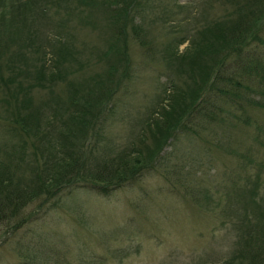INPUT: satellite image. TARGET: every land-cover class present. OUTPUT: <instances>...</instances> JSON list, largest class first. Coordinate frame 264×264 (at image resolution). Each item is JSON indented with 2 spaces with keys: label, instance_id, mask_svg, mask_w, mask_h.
<instances>
[{
  "label": "rangeland",
  "instance_id": "rangeland-1",
  "mask_svg": "<svg viewBox=\"0 0 264 264\" xmlns=\"http://www.w3.org/2000/svg\"><path fill=\"white\" fill-rule=\"evenodd\" d=\"M62 1H48L36 30L40 39L46 31L67 36L82 56L64 66L65 77L52 90L34 88L32 104L57 97L64 108L66 95L85 90L93 79L105 82L111 69L117 72L115 84L129 72L119 83L111 111H98L108 117L103 139L86 144L82 152L90 146L95 160L122 152L172 85L185 89L187 79L176 70L171 49L176 50L173 54L187 52L204 26L232 13L219 0H144L135 11L143 22L139 38H134L130 25L125 32L129 64L115 62L108 69V57H97L110 33L106 15L81 7L77 0H69L70 7L64 8ZM261 23L264 30V19ZM17 27L11 26L15 31ZM35 59L36 55L29 63ZM217 102L224 110L219 121L201 123L196 134L178 133L150 163L155 168L129 179L124 187L105 195L64 191L57 206L39 213L37 220L16 231L0 226V264H221L229 256H239L235 252L243 243L240 230L247 225L242 213L252 220L251 207L258 206L255 214L264 215V108L246 105L245 99L222 97ZM241 106L246 107L241 111ZM4 111L0 104V144L5 145L0 148L16 141L4 130L9 117ZM245 115L251 124L242 122ZM30 163L22 162L29 179L34 177H29ZM81 167L94 169L83 163ZM251 192L253 204L247 197ZM36 210L37 204L25 214Z\"/></svg>",
  "mask_w": 264,
  "mask_h": 264
},
{
  "label": "trees",
  "instance_id": "trees-1",
  "mask_svg": "<svg viewBox=\"0 0 264 264\" xmlns=\"http://www.w3.org/2000/svg\"><path fill=\"white\" fill-rule=\"evenodd\" d=\"M48 1L0 0V30H9L0 31V104L9 116L4 130L12 135L13 142L16 139L15 144L0 148V226L10 231L54 209L64 191L105 195L155 168L150 163L160 157L178 133L196 134L201 123L209 126L220 120L224 110L217 101L222 97L234 102L245 99L246 105L264 108V0H219L232 13L204 26L191 39L193 48L188 47L187 52L173 54L176 50L171 49L176 70L187 79L185 89L172 85L159 109L147 118L140 134L122 152L95 160L90 146L86 154L82 152L86 144L103 139L108 117L98 111L102 107L111 111L119 83L129 76L126 71L115 84L113 76L117 72L111 68L115 62L129 64L125 32L130 25L134 38H139L143 22L135 11L142 8L144 0H77L81 7L106 15L110 33L105 50L99 51L97 57H108L111 71L105 73V82L93 79L85 90L66 95L64 108H60L57 97L47 99L43 105L32 104L34 88L52 90L54 83L65 77L64 66L82 56L67 36L46 31L40 39L36 28L42 24L40 19L50 6ZM61 5L70 7L69 0H63ZM87 13L83 16L88 17ZM12 21L18 26L16 31L11 28L15 26ZM184 42L185 39L179 43ZM35 55V61L29 63ZM48 60L51 64H46ZM241 92L244 94L239 98ZM245 116L242 122L251 124ZM136 138L138 143L133 142ZM24 159L31 161V179L23 173ZM82 163L94 169L85 171ZM253 196V192L247 196L252 204ZM36 204L37 214L26 215V209ZM251 208L252 220L247 212L242 213L245 224H241L247 225L240 230L243 243L235 252L240 255L229 256L221 264H264V215L255 214L258 206Z\"/></svg>",
  "mask_w": 264,
  "mask_h": 264
}]
</instances>
